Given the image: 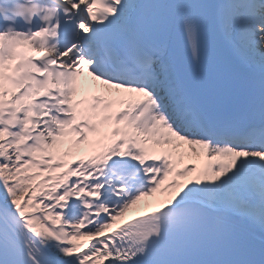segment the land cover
<instances>
[{"label":"snow or ice","instance_id":"1","mask_svg":"<svg viewBox=\"0 0 264 264\" xmlns=\"http://www.w3.org/2000/svg\"><path fill=\"white\" fill-rule=\"evenodd\" d=\"M0 264H264V0H0Z\"/></svg>","mask_w":264,"mask_h":264},{"label":"bare ground","instance_id":"2","mask_svg":"<svg viewBox=\"0 0 264 264\" xmlns=\"http://www.w3.org/2000/svg\"><path fill=\"white\" fill-rule=\"evenodd\" d=\"M137 213H136V210L134 209L133 211H131V212H129L126 216L128 217V218H130V217H132V216H134V215H136Z\"/></svg>","mask_w":264,"mask_h":264}]
</instances>
